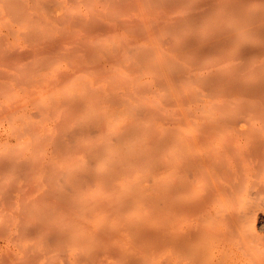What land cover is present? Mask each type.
Here are the masks:
<instances>
[{
  "label": "rangeland",
  "instance_id": "1",
  "mask_svg": "<svg viewBox=\"0 0 264 264\" xmlns=\"http://www.w3.org/2000/svg\"><path fill=\"white\" fill-rule=\"evenodd\" d=\"M239 127L264 237V0H0V264L262 262Z\"/></svg>",
  "mask_w": 264,
  "mask_h": 264
},
{
  "label": "bare ground",
  "instance_id": "2",
  "mask_svg": "<svg viewBox=\"0 0 264 264\" xmlns=\"http://www.w3.org/2000/svg\"><path fill=\"white\" fill-rule=\"evenodd\" d=\"M191 93H192L191 87H187L184 90H182L180 94L183 97H187V96L191 95ZM232 129L233 130L231 131L232 133H231L230 140L228 138L227 141L223 144L222 159L224 160V173H225V176H227L228 181L230 183L236 179V176H241L242 178H244L245 182L240 181L238 183L240 186H238L235 189V191L240 193V195H239L240 197L238 198V200L242 203H245V204L241 208L235 210L232 214H226V221H224V223L227 222V227H226V238L224 239L225 244H223L224 248H225L224 253L227 254L228 252H230L232 250V247L239 242L236 237H238V238L240 237L241 239H245V236H247L246 234L248 233V231H250L251 237L253 238V240L255 242V243H253V245H255V244L257 246L260 245L259 246L260 249L256 250L257 255L262 257L264 255V237H261V235H259V233H258V235L256 234V226H255L256 216L255 215L257 213L256 212L257 208L255 209L254 205L251 202L249 203V200L252 199L253 197H255L257 192H256V188L253 184L247 185V179L252 177L254 175V172L249 171L248 169H245V168H241V172L239 173L240 174L239 175L238 172L234 170V165H233V164L240 163V161H242V160L249 159V157H250V154L247 150L249 147V143L246 142L245 139H241V137H244V138L247 137L249 132L246 129H244V128L242 129L240 127L239 128H232ZM261 142H262V147L260 149L262 151H264V140H262ZM261 142H260V145H261ZM224 187L225 186H223V188ZM261 189L263 190L264 187H261ZM223 207L225 208V210H227L226 204H224ZM243 235H245L244 238L241 237ZM249 237L250 236L248 234L247 238H249ZM251 240L249 242H253V240L252 241ZM244 242H245V244H247L246 245L247 249L248 250L250 249L251 251H253L252 250L253 246L252 245L250 246L247 243L248 240H247V242L244 240ZM238 255H240V254H237V256L235 255V258H236L235 260L234 259L232 260L230 255L227 256L225 264H232L231 262H234V264H238L239 263V257H240ZM211 257H212V255H211ZM211 257H210V259H211ZM263 259H264V257H263ZM216 263L217 262H215L214 264H216ZM240 264H242V263H240ZM257 264H264V260L262 262L257 263Z\"/></svg>",
  "mask_w": 264,
  "mask_h": 264
}]
</instances>
